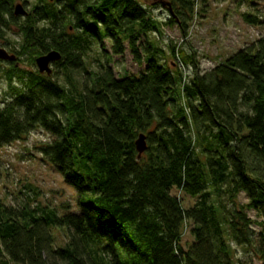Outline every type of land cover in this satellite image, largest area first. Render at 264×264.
Masks as SVG:
<instances>
[{
    "label": "trees",
    "instance_id": "1",
    "mask_svg": "<svg viewBox=\"0 0 264 264\" xmlns=\"http://www.w3.org/2000/svg\"><path fill=\"white\" fill-rule=\"evenodd\" d=\"M168 1L164 24L183 36L206 11V0ZM11 3L0 0V33L15 25L32 65L54 49L61 58L52 66L81 69L105 40L116 55L127 44L146 65L116 78L101 63L78 90L52 79L53 67L47 75L10 64L21 87L0 107V148L45 130L50 139L38 150L75 189L79 209L0 200V264H264V35L201 73L194 53L147 39L160 23L139 0H37L25 16ZM173 188L194 204L182 207ZM186 220L194 241L185 249ZM53 227L66 231L64 245L54 246ZM231 243L247 255L235 257Z\"/></svg>",
    "mask_w": 264,
    "mask_h": 264
},
{
    "label": "rangeland",
    "instance_id": "2",
    "mask_svg": "<svg viewBox=\"0 0 264 264\" xmlns=\"http://www.w3.org/2000/svg\"><path fill=\"white\" fill-rule=\"evenodd\" d=\"M10 1L11 6L21 3L26 11H29L37 0ZM139 1L145 3L144 7L160 23V33H149L147 39L166 52L172 43L188 53H194L196 70L201 73L264 35V0H206V11L192 18L188 33L184 36L176 26L164 24L169 13L167 6L158 7L155 4L159 2L155 0ZM202 5L201 1H198L197 10ZM245 13L258 16V23H247L244 19ZM17 31V27L10 24L4 33H0V43L9 44L11 47L9 51L17 56L13 62L0 61V107L12 99L15 91L21 87L17 73L12 71L11 76L7 74L11 65H16L15 68L20 71L37 69L35 63L32 65L30 62L29 53L22 51L21 36ZM103 46L96 44L87 51L81 69L68 73L53 65L52 79L61 84H67L69 78L79 90L83 76L87 77V71L96 69L101 63H107L113 69L116 78L125 73L138 75L144 69L146 64L144 62L138 64L134 61L127 44L122 55L112 53L111 43L108 40L103 42ZM174 60L182 69L185 67L182 55L177 54ZM194 70L192 66L189 67L190 76ZM49 139L50 136L45 130L36 128L24 138L14 140L0 148V200L2 203L12 206L23 202H28L31 206L39 203L55 208L60 214L75 212L79 209L75 189L64 181L56 167L38 150V147ZM171 192L179 198L184 208L192 206L195 202L194 197H190L182 190L173 188ZM237 200L240 203H246V195L239 193ZM247 213L250 217L256 218L254 211L248 210ZM191 228L190 220H186L181 226L180 244L185 249L194 241ZM52 232L54 246H62L66 243L67 233L64 229L53 227ZM231 247L232 250L235 247V257L243 258L247 255L248 251L244 248L235 246L233 243Z\"/></svg>",
    "mask_w": 264,
    "mask_h": 264
},
{
    "label": "water",
    "instance_id": "3",
    "mask_svg": "<svg viewBox=\"0 0 264 264\" xmlns=\"http://www.w3.org/2000/svg\"><path fill=\"white\" fill-rule=\"evenodd\" d=\"M158 1L163 7L167 6L169 11L171 10V5L169 1L166 0H155ZM13 13L15 15H23L27 14L26 9L21 3H16L13 6ZM16 58L14 54H9L4 48L0 47V59L13 61ZM61 54L57 50H49L46 53L40 54L35 58V65L37 70L40 73H45L50 75L52 73V64L58 60H60ZM136 149L138 151V156L146 149V141L145 135L143 133H139L136 141H135Z\"/></svg>",
    "mask_w": 264,
    "mask_h": 264
},
{
    "label": "flooded vegetation",
    "instance_id": "4",
    "mask_svg": "<svg viewBox=\"0 0 264 264\" xmlns=\"http://www.w3.org/2000/svg\"><path fill=\"white\" fill-rule=\"evenodd\" d=\"M0 47H2V48H4L9 54H14V53H12L11 51H9V49L11 48L10 46H9V44H5V43H0ZM15 55V54H14ZM16 56V55H15ZM17 57V56H16ZM16 59V58H15ZM14 59V60H15ZM13 60V61H14ZM0 61H8V60H1L0 59ZM15 64H17V62L15 61Z\"/></svg>",
    "mask_w": 264,
    "mask_h": 264
}]
</instances>
